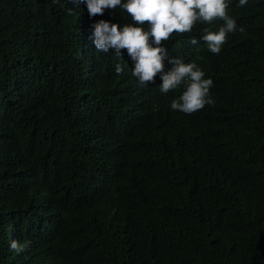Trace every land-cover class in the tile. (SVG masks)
Returning <instances> with one entry per match:
<instances>
[{
	"label": "trees",
	"instance_id": "obj_1",
	"mask_svg": "<svg viewBox=\"0 0 264 264\" xmlns=\"http://www.w3.org/2000/svg\"><path fill=\"white\" fill-rule=\"evenodd\" d=\"M228 13L246 31L219 54L207 25L165 42L213 80L188 115L95 50L124 10L0 0V264H264V0Z\"/></svg>",
	"mask_w": 264,
	"mask_h": 264
},
{
	"label": "clouds",
	"instance_id": "obj_2",
	"mask_svg": "<svg viewBox=\"0 0 264 264\" xmlns=\"http://www.w3.org/2000/svg\"><path fill=\"white\" fill-rule=\"evenodd\" d=\"M247 2L239 0V6ZM84 3L90 17L102 16L105 9L120 8L131 18V22L123 25L99 20L92 26L91 38L95 50L111 51L118 60L123 59L126 51L132 65L131 75L141 88L155 83L159 76L161 93L180 89L170 108L188 115L215 104L210 95L213 80L205 78L196 62L171 56L165 42L173 35L191 33L197 24L207 25L200 39L209 52L219 54L229 34L246 31L244 26L238 28L236 19L229 15V0H84ZM217 20L223 23L214 28ZM190 43L196 45L197 39H191ZM165 62L171 65L167 70ZM115 72L123 75L120 63L115 65ZM28 244L30 241L11 240L9 247L19 253Z\"/></svg>",
	"mask_w": 264,
	"mask_h": 264
}]
</instances>
